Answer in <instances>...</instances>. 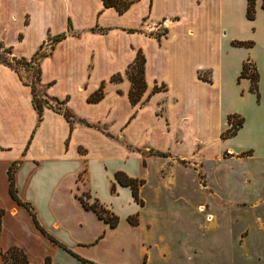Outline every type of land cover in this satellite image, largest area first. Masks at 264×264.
Returning a JSON list of instances; mask_svg holds the SVG:
<instances>
[{
    "label": "crops",
    "instance_id": "1",
    "mask_svg": "<svg viewBox=\"0 0 264 264\" xmlns=\"http://www.w3.org/2000/svg\"><path fill=\"white\" fill-rule=\"evenodd\" d=\"M128 1L120 14L102 0H0V264L10 248L28 264H146L145 209L118 178L142 181L144 204L154 164L147 156L200 160L223 145L227 116L243 119L232 138L247 126L243 113L225 107L220 76L229 52L245 55L231 75L245 84L236 97L249 95L264 120L262 0L253 20L245 17L246 0ZM154 24L163 26L150 32ZM137 54L145 91L133 105L126 72ZM250 58L258 99L250 80L239 78ZM23 61L25 74L16 65ZM96 93L101 98L92 101ZM82 200L117 217V225Z\"/></svg>",
    "mask_w": 264,
    "mask_h": 264
},
{
    "label": "rangeland",
    "instance_id": "2",
    "mask_svg": "<svg viewBox=\"0 0 264 264\" xmlns=\"http://www.w3.org/2000/svg\"><path fill=\"white\" fill-rule=\"evenodd\" d=\"M226 56L220 76L225 107L243 113L248 124L230 139L232 148L220 139L218 152L213 146L200 160L196 154L186 160L147 156L154 164L143 193L146 264H264V158L241 151L251 147L264 155V120L249 95L242 101L235 95L245 84L236 85L231 75L245 55ZM252 56L262 59L258 52ZM229 116L221 134L239 130L240 117Z\"/></svg>",
    "mask_w": 264,
    "mask_h": 264
},
{
    "label": "trees",
    "instance_id": "3",
    "mask_svg": "<svg viewBox=\"0 0 264 264\" xmlns=\"http://www.w3.org/2000/svg\"><path fill=\"white\" fill-rule=\"evenodd\" d=\"M102 1H103L104 7H114L120 14L123 13L124 11H126L131 4V2L128 0H102ZM246 1H247V6H246V11H245V17L247 20H253L255 18V0H246ZM261 8L264 10V0H262ZM60 38H63V35ZM232 45L237 46V47H246V48L252 47V43H249V42L248 43L247 42H234V43H232ZM0 62L5 63V61L1 60V57H0ZM249 63H250L249 61H246L243 64L239 78H247L250 80V92L255 94L257 99H258V97H259L258 93H257L258 77H257L254 66H253V73L248 74V69H249L248 64ZM18 64L27 66L25 61L16 62V65H18ZM126 74H127L129 81L131 82V89L129 91V100H130L131 104L135 105L140 101L141 96L145 91L144 58L141 54H137L134 62L128 67ZM199 78L202 80H206L200 75H199ZM32 89H33L32 90V92H33V105H34L35 109L38 112H40L42 105L36 97L34 87ZM154 92H158V89H154ZM99 98H101V94L96 93L92 97L91 100L96 101ZM65 116L67 119L70 120V118H71L70 115L65 113ZM232 117L236 118L237 116L236 115H230L228 118H232ZM228 121H229V119H228ZM236 123H237L238 129H240L242 127V124H243V119L240 118ZM83 124L86 126H89L86 123H83ZM235 135H236V133L234 131L231 132L230 130H227L225 132V134H221L220 138L222 140H227V139L234 137ZM156 156H158L160 158L166 157L165 154H157ZM13 171H14V169L10 168L9 172H8L9 181H10V193H11V196L14 199H16L15 189H14V184H13V178H12ZM118 181L121 184H125V185L130 186L131 190H132V196L134 197L135 201L140 206H143V203L138 198V188L143 185V182L142 181L138 182L136 180H129V179L123 180L120 178H118ZM82 202L86 208L94 210L97 213V215L99 216V218L103 219L111 227H115L117 225V223H118L117 217L112 216L107 211L100 209L99 207H97L96 204L88 205L85 201L82 200ZM129 222L131 224H135V222L132 221V219H129ZM2 259L4 261V264H28V260H27V257L25 256V254L17 248H10L7 251L3 252L2 253ZM79 261L82 264H94L92 262H89V261H86L83 259H79ZM45 264H50V263L47 260L45 262Z\"/></svg>",
    "mask_w": 264,
    "mask_h": 264
},
{
    "label": "built area",
    "instance_id": "4",
    "mask_svg": "<svg viewBox=\"0 0 264 264\" xmlns=\"http://www.w3.org/2000/svg\"><path fill=\"white\" fill-rule=\"evenodd\" d=\"M163 26V24H154L153 27L151 28L150 32H156L158 31L161 27ZM5 55H8L7 53H4ZM30 65H32V67H35L34 62L31 61ZM19 71H21L23 74L27 73L28 71H26L27 68H25L24 66L18 65L17 66ZM30 83L34 86V84L36 83V75H32V79L30 80ZM53 107H55L53 105Z\"/></svg>",
    "mask_w": 264,
    "mask_h": 264
},
{
    "label": "bare ground",
    "instance_id": "5",
    "mask_svg": "<svg viewBox=\"0 0 264 264\" xmlns=\"http://www.w3.org/2000/svg\"><path fill=\"white\" fill-rule=\"evenodd\" d=\"M202 211V210H201Z\"/></svg>",
    "mask_w": 264,
    "mask_h": 264
}]
</instances>
